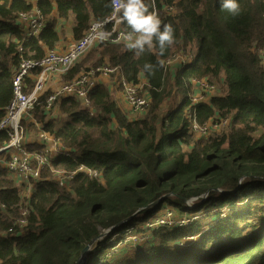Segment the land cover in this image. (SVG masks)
<instances>
[{
  "label": "trees",
  "instance_id": "trees-1",
  "mask_svg": "<svg viewBox=\"0 0 264 264\" xmlns=\"http://www.w3.org/2000/svg\"><path fill=\"white\" fill-rule=\"evenodd\" d=\"M237 2L239 16L223 9L222 0H157L162 27L171 24L175 31V44L163 56L158 45L137 56L123 43L100 41L65 74L63 81L69 82L105 65L119 67L126 81L142 85L150 101L145 114L130 118L117 97L121 87L113 85H97L89 93L93 116L75 97L60 96L52 110L45 104L52 91L39 98L30 116L71 151L53 163L54 169L75 173L85 165L99 175L78 172L68 187H60L54 172L44 170L21 227L15 222L24 192L14 187L3 165L7 154L1 153L0 264H76L93 239L144 209L94 244L91 253L98 257L114 235L139 232L165 206L178 210L175 218L190 214L186 201H193L196 210L213 209L218 222L209 232L205 223L194 232L190 228L196 225L158 229L152 247L112 264H264V0ZM165 3L174 5L171 13H165ZM110 5L111 0H40L37 5L0 0V121L13 99L21 56L41 60L56 50L65 38L60 20L72 24V39L79 40L111 15ZM35 6L47 18L45 28L30 41L14 42L22 33V15ZM122 27L131 30L126 22ZM179 52L193 53L195 60L174 70L177 65L166 62ZM145 63L156 66L154 75L144 72ZM38 72L26 78V93ZM193 79L221 83V92L197 111L201 124L230 118L225 131L193 135L187 117ZM7 140L0 132V149ZM177 234L199 239L186 249H169Z\"/></svg>",
  "mask_w": 264,
  "mask_h": 264
},
{
  "label": "built area",
  "instance_id": "built-area-1",
  "mask_svg": "<svg viewBox=\"0 0 264 264\" xmlns=\"http://www.w3.org/2000/svg\"><path fill=\"white\" fill-rule=\"evenodd\" d=\"M29 1L37 5L40 0ZM148 1L154 5V11L159 16L156 6L157 0ZM173 10L174 5L165 3V13H171ZM112 13L104 21L94 23L83 37L73 41L66 51H49L41 60L21 57L13 82V99L6 108L5 117L0 121V132H6L8 136L4 147L0 149V154H7L4 164L14 187H21L24 191L23 209L20 217L15 222L16 225L25 227L26 219L32 209L31 200L39 191L44 170L51 169L54 172V176L59 180L60 187H68L74 175L78 172L85 173L90 177H98L99 175L98 170L85 165H81L75 173H65L62 171L63 169H54L53 163L61 156L69 157L71 151L63 146L61 139L55 133L44 130L43 126L33 116H30V113L35 108L39 98L51 89L49 84L54 76L64 77L67 71L87 54L96 43L100 41L113 43L112 41L116 40L121 32H127L122 27L124 22L120 21L119 16L113 17ZM20 22L27 25V36L29 37L27 39H33L43 31L47 18L35 6L31 13L22 15ZM102 33H109L110 35L107 38H102ZM194 60L195 55L193 53L179 52L174 57L169 58L166 63L172 67L174 65L183 67L190 65ZM36 71L39 72L36 76L35 86L30 92L26 93V78ZM112 76H118L117 87H121L124 99L127 102L128 116L135 118L145 114L150 107V101L142 93V85L126 81L120 68L110 65L81 73L72 81L62 84L59 89L51 90L53 93L45 101L46 109L52 110L55 108L56 100L60 96H71L80 99L87 105L89 114L93 116L95 110L91 105L89 93L95 86L103 85L99 84L102 80L105 82ZM47 86L49 89H47ZM216 95L217 88L208 79H193L191 81L187 117L192 123V133L197 138L208 136L214 130H224L231 124L230 118L211 120L204 124L199 123L197 107L202 103L209 102ZM26 115H29L28 122L25 121ZM27 127H30L28 136ZM33 130H36V132L32 133ZM0 206L4 207L1 203Z\"/></svg>",
  "mask_w": 264,
  "mask_h": 264
},
{
  "label": "rangeland",
  "instance_id": "rangeland-1",
  "mask_svg": "<svg viewBox=\"0 0 264 264\" xmlns=\"http://www.w3.org/2000/svg\"><path fill=\"white\" fill-rule=\"evenodd\" d=\"M83 58L84 57H82V59ZM262 58L264 60V54L262 55ZM82 59H79L78 63ZM61 78H62V80H64L65 76L61 77ZM109 80H112L114 82L117 81V79L114 76H112ZM215 85H216L217 94H218L219 92H221L220 88L222 85H221V83L215 84ZM47 89H49L48 86H47ZM49 91H51V89ZM52 93L53 92H51V94ZM53 114H55V113H53ZM28 120H29V117H27V115H26L25 121L28 122ZM220 130H222V129L214 130L212 132V134L217 133ZM225 130L226 129H224L220 132H223ZM29 132H30V127H27V136H28ZM32 132L35 133L36 130H33ZM28 140H30V138H28ZM3 165H4V161H3ZM190 204L191 205H189L188 207L192 210V212L190 214L185 213L183 215H180L176 219H175V217H176L175 213L178 210L176 208H170L168 206H165L158 214H155L149 220H147L142 225H140L139 226L140 227L139 232H135L132 234V230H131L125 235H120V234L114 235L110 240H108L104 244L103 252L99 253L98 257H97L95 252L91 253V250L94 249L93 248L94 246L92 247L93 249L90 248L87 251V255L83 258V262L81 261L79 264H86L88 262H90V264H105V263H107L106 260H108L109 264H112L115 261H118L123 257L139 255L140 252L142 253L144 250H147V246L152 247L154 245L155 233L157 231H159L158 229H168L167 230L168 232H172L174 230L175 231L176 230H185V228H184L185 226H186V228H188V227L190 228L193 225H196V228H190L191 231L194 232L197 229L198 225L205 223V224H208L209 226L204 230V232L205 233L209 232L211 230V227H213L214 224L216 222H218L217 217L211 216L212 213H214L213 209L206 207L202 211L196 210V205H194L193 201ZM206 214L210 215L211 217H208ZM158 215L159 216L162 215V216L160 218H157ZM163 234H165V233H163ZM108 235H106V236H108ZM176 237L177 238H176L175 242L174 241L168 242L169 244L167 245V247L169 249L171 247H179V246H181L182 249H186L189 245H191L192 243L196 242L199 239V236L198 237H196L194 235L184 236V234H177ZM171 238H172V236L167 237V239H171ZM101 241L99 243H101ZM172 242H174V243H172ZM133 250L135 251V254H131V251H133Z\"/></svg>",
  "mask_w": 264,
  "mask_h": 264
},
{
  "label": "clouds",
  "instance_id": "clouds-1",
  "mask_svg": "<svg viewBox=\"0 0 264 264\" xmlns=\"http://www.w3.org/2000/svg\"><path fill=\"white\" fill-rule=\"evenodd\" d=\"M113 17L119 16L121 22H126L130 31L121 32L114 44L123 43L125 47L134 51L137 56L145 51L151 52L157 45L159 53L163 56L175 44V31L171 24L162 27V21L155 11H150L146 0H111ZM222 8L228 10L233 16L242 12L237 0H222ZM102 38H107L109 33H102ZM157 63L163 67V61ZM144 72L154 75L156 66L145 63Z\"/></svg>",
  "mask_w": 264,
  "mask_h": 264
},
{
  "label": "crops",
  "instance_id": "crops-1",
  "mask_svg": "<svg viewBox=\"0 0 264 264\" xmlns=\"http://www.w3.org/2000/svg\"><path fill=\"white\" fill-rule=\"evenodd\" d=\"M18 24L20 25V27H22V33H21V36L20 37H18V36L14 37L13 38V41L16 42V43H18L20 41V38L23 41H25V42L32 40V39H27V38H29L27 36V25H25L22 22H19ZM59 27H60V29H62V31H64L65 38L64 37H63V39L61 38V42L58 44L56 50L57 51H60V52H63V51L68 50L70 44L73 41H75V40L72 39V24L70 22H67L65 20H60L59 21ZM20 51H23V50L20 49ZM48 52L49 51H47L46 55L48 54ZM20 62H21V59H20ZM20 62H19V65H20ZM18 68H19V66H18ZM179 68L180 67L177 65V67H174V70H177ZM114 77L117 79L116 82L107 79V80H105V82H103V80H102L99 84L109 85V86L110 85H113L114 87H116L117 86V83H118V76H114ZM64 83L65 82L62 80L61 76H54L53 79L51 80L49 86H50L51 90L54 91V90L59 89L62 86V84H64ZM117 97L119 99V102H120L121 107L123 108L124 111L127 112L129 110V108H128L127 102L124 99V95H123L122 91H118L117 92ZM35 128H37L39 130L38 127L35 126ZM31 141H33V140L31 139Z\"/></svg>",
  "mask_w": 264,
  "mask_h": 264
},
{
  "label": "water",
  "instance_id": "water-1",
  "mask_svg": "<svg viewBox=\"0 0 264 264\" xmlns=\"http://www.w3.org/2000/svg\"><path fill=\"white\" fill-rule=\"evenodd\" d=\"M220 192H223L221 190H218ZM163 200L158 201L157 203H161ZM188 203V205H191L190 203H192V201H186ZM144 209H140L139 211H137L134 215H132L131 217H129L128 219L124 220L123 222L119 223L116 227H113L110 231L108 232H103L102 234H100L98 237H96L95 239H93L90 244L87 246V248L81 253L80 258L77 260L76 264H79L81 261L83 262V258L87 255V251L92 248L94 246L95 243H99L106 235H108L110 232L114 231L115 228H117L120 225L125 224V222L132 220L135 216H137L139 213L143 212Z\"/></svg>",
  "mask_w": 264,
  "mask_h": 264
}]
</instances>
